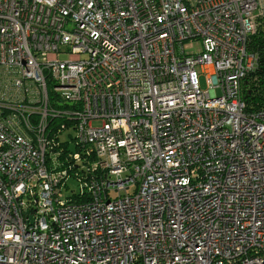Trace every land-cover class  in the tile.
I'll use <instances>...</instances> for the list:
<instances>
[{
  "label": "built area",
  "instance_id": "built-area-1",
  "mask_svg": "<svg viewBox=\"0 0 264 264\" xmlns=\"http://www.w3.org/2000/svg\"><path fill=\"white\" fill-rule=\"evenodd\" d=\"M262 2L0 0V264H264Z\"/></svg>",
  "mask_w": 264,
  "mask_h": 264
},
{
  "label": "trees",
  "instance_id": "trees-1",
  "mask_svg": "<svg viewBox=\"0 0 264 264\" xmlns=\"http://www.w3.org/2000/svg\"><path fill=\"white\" fill-rule=\"evenodd\" d=\"M247 48L256 57L254 69L241 82V94L248 112L264 109V10L255 17V31L249 36Z\"/></svg>",
  "mask_w": 264,
  "mask_h": 264
},
{
  "label": "rangeland",
  "instance_id": "rangeland-1",
  "mask_svg": "<svg viewBox=\"0 0 264 264\" xmlns=\"http://www.w3.org/2000/svg\"><path fill=\"white\" fill-rule=\"evenodd\" d=\"M263 2H262V5L264 6V0H262ZM262 8V7H261ZM198 49V45L196 44V46L195 47H192V46H190V45H188V44H186L185 43V52L186 53H188V52H192V51H195V50H197ZM60 60H64V59H66L67 58V55H65V54H61L60 55ZM200 82H201V85L202 86H204V84H205V81H204V77L203 76H200ZM73 134L75 135V130L73 131ZM68 138V137H67ZM68 184H69V186L70 187H73L75 184H76V180H75V178H69V180H68ZM132 190H133V188L131 187V188H129L128 189V192L129 193H131L132 192ZM64 195H67L68 193L69 194H71L72 193V191H66L65 190V187H64ZM122 193L124 194L125 192L124 191H122Z\"/></svg>",
  "mask_w": 264,
  "mask_h": 264
}]
</instances>
